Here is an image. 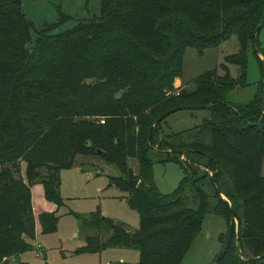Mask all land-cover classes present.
I'll use <instances>...</instances> for the list:
<instances>
[{
	"label": "trees",
	"instance_id": "16d2710c",
	"mask_svg": "<svg viewBox=\"0 0 264 264\" xmlns=\"http://www.w3.org/2000/svg\"><path fill=\"white\" fill-rule=\"evenodd\" d=\"M263 8L264 0H102L98 16L53 32L55 23L35 30L22 0H0V264L32 248V184L40 182L56 205L39 216L41 231L53 232L64 204L59 172L90 155L118 168L109 183L127 194L139 227L130 232L108 218L88 219L86 226L106 225L111 235L105 242L90 236L86 250L117 245L140 253L137 263L118 264H182L206 215L231 202L238 234L217 264H264L262 60L260 95L259 87L250 103L226 100L246 85V56L258 44ZM68 17L61 14L60 22ZM233 34L239 51L227 61L239 65V78L207 72L194 91L175 88L186 47H216ZM191 103L210 104L212 117L161 136L166 117L152 127L163 112ZM150 149L181 165L173 192L155 185Z\"/></svg>",
	"mask_w": 264,
	"mask_h": 264
},
{
	"label": "rangeland",
	"instance_id": "374dc122",
	"mask_svg": "<svg viewBox=\"0 0 264 264\" xmlns=\"http://www.w3.org/2000/svg\"><path fill=\"white\" fill-rule=\"evenodd\" d=\"M101 2L102 0H22V9L32 21L35 30L41 29L44 24L55 23L53 32H61L71 28L75 20L98 16ZM61 14L69 17L60 22ZM31 37L29 47L36 38L35 31L31 32ZM257 38V46L251 45L246 56V85L237 86L226 94L227 102L232 105L250 103L259 87V95L263 89L261 60L264 59V23ZM238 51L239 42L235 34L216 47L202 50L193 46L186 47L183 52L181 78L174 81L175 88L183 84L184 90L190 93L197 87L196 80L207 72H216L218 76L229 73L231 77L239 78V65L227 61L228 56ZM212 115L211 107L177 110L161 122L158 131L160 136L184 131L199 125ZM148 155L153 161V181L157 188L162 193L173 192L183 176L181 165L172 160L162 161L166 156L155 149H150ZM127 163L137 173L136 160L129 158ZM23 168L24 176V165ZM262 173L264 175V161ZM111 175L119 176L118 168L105 163L97 155L77 156L72 167L62 169L59 172V183L64 204L58 210L60 217L56 229L50 233L41 231L39 216L43 212L53 211L56 205L45 199L44 188L40 182L33 183L31 197L36 217V237L32 241V248L9 259L10 264L137 263L140 253L135 248L114 245L101 247L98 251L85 249L90 236L100 235L101 242H105L111 235L106 225L86 226L84 221L95 216L108 218L130 232L139 227L138 212L129 206L127 194L109 183L108 176ZM204 188L214 196L213 188L206 181ZM210 200L212 203L217 201L215 198ZM219 209L220 213L206 215L202 230L186 253L182 264H212L220 253L231 215L229 206L220 205ZM237 234L238 222L235 237ZM37 243L41 245L40 249L36 248Z\"/></svg>",
	"mask_w": 264,
	"mask_h": 264
},
{
	"label": "water",
	"instance_id": "95a60500",
	"mask_svg": "<svg viewBox=\"0 0 264 264\" xmlns=\"http://www.w3.org/2000/svg\"><path fill=\"white\" fill-rule=\"evenodd\" d=\"M262 19L264 20V8H263V14H262ZM258 36V28L255 29L254 31V37L257 38ZM262 67H263V76H264V59L262 60ZM209 108L210 104H205V103H191V104H186V105H179L176 106L174 108L168 109L167 111L163 112L153 123L152 127H155L159 122H161L165 117H167L170 113L175 112L177 110H182L184 108ZM210 179L212 181L213 187L215 189V192L223 199L227 200L226 196L224 195V193H222L220 191V189L217 187V185L214 183V181L212 180V176H210ZM229 207H230V211H231V220L229 222V227H228V232H227V236H226V240L225 243L220 251V253L217 255V257L214 259L212 264H217L219 262V260L225 255L233 234L236 231V226H237V222H236V214H235V210L234 207L232 205L231 202H229Z\"/></svg>",
	"mask_w": 264,
	"mask_h": 264
},
{
	"label": "built area",
	"instance_id": "2783aa9c",
	"mask_svg": "<svg viewBox=\"0 0 264 264\" xmlns=\"http://www.w3.org/2000/svg\"><path fill=\"white\" fill-rule=\"evenodd\" d=\"M101 122L103 123L104 120H101ZM36 248H37V249H40V248H41V245H40V244H36Z\"/></svg>",
	"mask_w": 264,
	"mask_h": 264
},
{
	"label": "crops",
	"instance_id": "0c3cea01",
	"mask_svg": "<svg viewBox=\"0 0 264 264\" xmlns=\"http://www.w3.org/2000/svg\"><path fill=\"white\" fill-rule=\"evenodd\" d=\"M37 244H39V243H37Z\"/></svg>",
	"mask_w": 264,
	"mask_h": 264
}]
</instances>
